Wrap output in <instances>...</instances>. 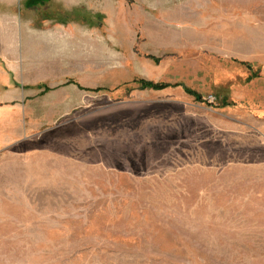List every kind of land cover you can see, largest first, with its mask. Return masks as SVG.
<instances>
[{
  "label": "rangeland",
  "instance_id": "rangeland-1",
  "mask_svg": "<svg viewBox=\"0 0 264 264\" xmlns=\"http://www.w3.org/2000/svg\"><path fill=\"white\" fill-rule=\"evenodd\" d=\"M262 169L264 0H0V264H264Z\"/></svg>",
  "mask_w": 264,
  "mask_h": 264
},
{
  "label": "crops",
  "instance_id": "crops-1",
  "mask_svg": "<svg viewBox=\"0 0 264 264\" xmlns=\"http://www.w3.org/2000/svg\"><path fill=\"white\" fill-rule=\"evenodd\" d=\"M258 172L262 179L259 184L242 187L243 201H237V208L242 209L239 213L244 217L245 224L252 226L246 228L247 236L244 238L252 241V247L245 248L244 245L240 250L244 251L243 255L264 258V169Z\"/></svg>",
  "mask_w": 264,
  "mask_h": 264
},
{
  "label": "trees",
  "instance_id": "trees-1",
  "mask_svg": "<svg viewBox=\"0 0 264 264\" xmlns=\"http://www.w3.org/2000/svg\"><path fill=\"white\" fill-rule=\"evenodd\" d=\"M49 0H30V4H36V3H46ZM97 21L100 23L102 20V15L101 14H97L96 16ZM155 60L158 61V58L153 57ZM247 65L252 68L251 64L247 63ZM259 76V70H252V74L251 76H249L248 80L253 79L254 77H258ZM72 81H68V83H71ZM134 82H136L139 86V88L141 89H146V88H150V89H154V90H161L167 87H175V86H179L182 85L185 89V91L189 94H192L196 97V99L201 100L202 96L201 94H199L197 91L193 90L190 87L185 86L184 84L181 83H168V82H154L152 80H148L145 78H139V79H135ZM38 88H43L44 92H47L49 90H51L52 88L46 84H38L37 85ZM233 102L229 101L227 98H224L222 100V106H228V105H232Z\"/></svg>",
  "mask_w": 264,
  "mask_h": 264
}]
</instances>
